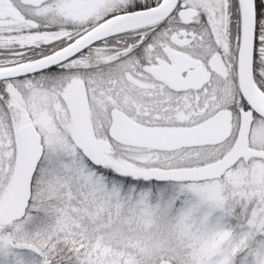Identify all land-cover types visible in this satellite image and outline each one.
<instances>
[{"label":"snow or ice","instance_id":"1","mask_svg":"<svg viewBox=\"0 0 264 264\" xmlns=\"http://www.w3.org/2000/svg\"><path fill=\"white\" fill-rule=\"evenodd\" d=\"M0 264H264V0H0Z\"/></svg>","mask_w":264,"mask_h":264}]
</instances>
